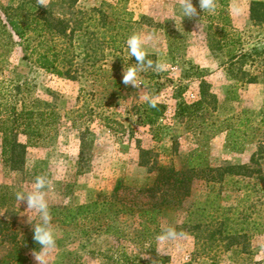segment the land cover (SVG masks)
Listing matches in <instances>:
<instances>
[{"label":"rangeland","instance_id":"1","mask_svg":"<svg viewBox=\"0 0 264 264\" xmlns=\"http://www.w3.org/2000/svg\"><path fill=\"white\" fill-rule=\"evenodd\" d=\"M53 1L37 4L48 7ZM253 1L264 2L214 0V11H201L193 0L198 15L182 19V0H77V9L101 8L111 18L126 21V41L133 34L152 35L144 49L153 67L138 70L142 86L137 88L121 85L112 90L104 82L117 78L123 83V71L133 64L126 43L114 55L104 49L95 70L77 59L80 66L71 77L39 69L23 58L18 45L0 56V100L16 102L18 108L22 101L28 105L35 100L33 110L45 114L41 137L26 147L17 168L4 161L0 135V260L9 262L4 264H12L9 255L14 250L25 257V264H37L35 218L17 199L19 193L31 191L36 177L47 179L56 231L48 264H264V232L248 225L255 219L262 223L256 216L264 215V74L258 64L249 63L244 69L258 75L256 83L235 84L228 74V50L264 49V23L249 18ZM18 2L0 0V5ZM54 10L62 13L59 6ZM201 80L209 84L218 104L202 123L207 127L192 130L200 120L181 123L176 105L198 100ZM148 103L166 107L151 124L146 122L148 109H139ZM240 118L247 120L249 129H240L245 131L237 138L242 148L232 151L219 122L230 119L238 131ZM18 139L25 141L24 136ZM194 149L204 153L211 169L245 168L234 177L238 186L231 180L213 185L196 178L184 205L190 204L194 212L190 222L180 224L183 208L159 220L164 233L175 230V238L161 240L164 233L138 238L135 218L115 219L109 211L64 222L66 209L109 196L116 181L148 187L158 167L186 168V156Z\"/></svg>","mask_w":264,"mask_h":264},{"label":"trees","instance_id":"2","mask_svg":"<svg viewBox=\"0 0 264 264\" xmlns=\"http://www.w3.org/2000/svg\"><path fill=\"white\" fill-rule=\"evenodd\" d=\"M76 1L54 0L48 7L39 6L37 0H19L15 6L0 5V49L2 50L0 56L8 53L14 45H18L22 50L23 58L31 60L39 69L56 76L71 77L80 66L77 59L84 61L89 69L95 70L97 60L104 56V49L111 55L121 53L126 43L128 23L111 18L101 8L85 11L77 9ZM55 6L61 7L62 13H57L54 10ZM249 18L254 24L264 23V2L250 3ZM146 58L149 57L146 56ZM228 58V74L235 84L257 82L258 75L244 69L248 63L252 66L258 64L257 66L262 68L261 72L264 74V49H251L249 52L238 53L231 49L228 50ZM130 61L135 63L134 57ZM85 65L83 64V67ZM98 71L106 72L102 67H98ZM104 82L112 90H120L121 85L125 86L117 78H107ZM230 92L228 91V94ZM16 104L10 100H0L1 154L11 168H17L23 164L26 147L36 143L41 137V126L45 119L43 112L33 110L38 105V101H30L28 105L22 101L19 108ZM153 104L155 107L151 106ZM217 104V98L209 92V84L201 80L199 99L190 104L179 102L176 105L175 116L181 123L200 120V123L192 130L204 129L207 125L202 127V123L212 116L211 114L217 109ZM83 105L86 107L85 103ZM139 109H148L149 117L146 122L151 124L154 119L162 116L166 107L160 103H148ZM261 124H264V118ZM219 125H224L226 141L230 149L241 150L242 147L237 145V138L238 133L245 132L246 128L249 129L247 120L245 118L238 120V131L234 129L230 119L220 121ZM242 127L244 130H240ZM20 136L25 137L24 143L19 141ZM203 154L198 149L189 152L184 169L158 167L156 176L148 187H130L116 181L109 196L66 209L63 220L66 223L72 222L81 217H95L96 213L107 211L115 219L127 215L138 221V238L144 239L154 238L164 233V230L160 228L159 220L163 219L166 212L183 208L186 210L180 224L185 225L190 222L194 213L190 210V204L186 207L184 205L189 203L188 199L196 178H201L213 185L231 180L238 186L240 182L234 181V177L241 175L245 168L230 166L217 170L211 169L202 157ZM210 196L206 197V202ZM199 209L200 207L195 208L196 211ZM221 211L222 216L227 219L225 209L221 208ZM256 218L262 219L263 222L258 223L255 219L256 221L252 223L248 222V225H252L259 233L264 232V215L260 217L257 214ZM222 224L226 229L224 223ZM9 257H12V264H25V257L19 251L14 250ZM7 262L0 260V264Z\"/></svg>","mask_w":264,"mask_h":264},{"label":"clouds","instance_id":"3","mask_svg":"<svg viewBox=\"0 0 264 264\" xmlns=\"http://www.w3.org/2000/svg\"><path fill=\"white\" fill-rule=\"evenodd\" d=\"M198 6L201 11H214V0H198ZM183 18L196 17L198 15L197 7L193 4V0H182ZM153 39L152 35L141 37L139 34L131 35L126 45L129 51V58L135 59V63L129 64L126 71H123V83L131 85L134 88L140 87L138 70L153 67V62L147 60V53L144 45ZM145 99H148L145 96ZM155 107V105H151ZM48 182L45 177H36L32 185L31 191L19 193L17 199L19 202L26 204V211L31 213L35 218L32 225L33 239L40 246V251L34 252L37 264H48V254L56 248V231L52 223V214L49 201L47 198ZM176 232L172 228H167L161 240L175 238Z\"/></svg>","mask_w":264,"mask_h":264}]
</instances>
